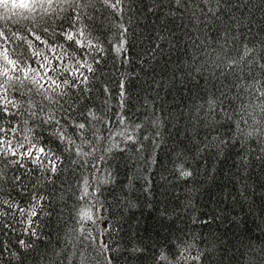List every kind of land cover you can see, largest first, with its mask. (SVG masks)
I'll return each instance as SVG.
<instances>
[{
	"label": "trees",
	"instance_id": "16d2710c",
	"mask_svg": "<svg viewBox=\"0 0 264 264\" xmlns=\"http://www.w3.org/2000/svg\"><path fill=\"white\" fill-rule=\"evenodd\" d=\"M6 3L16 7L25 0H0V8ZM150 4L152 0H128L123 16L105 8L101 0H92L93 6L83 9L95 18L94 35L106 49L118 24L130 29L132 63L122 67L119 58L106 54L97 83L132 74L128 114L142 125L136 135L143 146L139 141L125 143L122 136L110 137L101 124L102 139L96 150L84 145V151L92 155L78 158L75 149L65 152L64 171L48 208L53 214L38 221L42 238L35 242V251L24 253L17 244L18 239H28L22 235L26 218L3 208L0 244L20 251V264H82L84 257V264H97V250L104 244L111 250L109 264H163L160 253L175 259L178 244L187 249L186 264H264V162L259 159L264 138V92L259 90L264 85L260 70L264 64V5L261 0H251L247 7L225 0L217 16H205L198 10L193 14L190 9L173 17L148 13ZM209 6L215 9V0ZM14 19L10 16L9 23ZM2 23L4 12L0 10ZM40 34L46 40L54 39L42 30ZM161 35L166 37L160 42L163 54L150 59L148 49ZM232 62L235 65L229 68ZM238 76L244 78L237 81ZM239 84L257 86L241 91ZM210 98L218 101L211 116ZM225 112L240 113L242 118L237 119L244 134H252L246 146L250 167L240 166V142L231 139L236 134L235 121H227ZM36 132L49 139L42 129L37 127ZM145 135L152 139L144 140ZM218 137L228 141L222 154L217 155L214 146L197 152L208 142L214 145ZM88 138L94 139L90 134ZM153 141L158 145L155 148ZM74 159L79 163L72 164ZM180 163L194 171L193 178L176 177L174 165ZM0 169L7 172L8 181L0 190V199L11 198L27 208L36 174L9 170L3 163ZM14 176H21L23 183L14 187ZM85 179L91 184L88 191L96 190V199L88 201L95 205L96 223L84 222L92 232L88 239L77 222L79 209L85 207L79 199ZM201 253L198 262L194 257ZM0 264H10L7 252Z\"/></svg>",
	"mask_w": 264,
	"mask_h": 264
},
{
	"label": "snow or ice",
	"instance_id": "6c2138e0",
	"mask_svg": "<svg viewBox=\"0 0 264 264\" xmlns=\"http://www.w3.org/2000/svg\"><path fill=\"white\" fill-rule=\"evenodd\" d=\"M101 2L105 8L121 16L128 11V0ZM215 2L217 7L213 9L209 6L211 0H152L147 12L175 17L191 9L193 14L198 10L205 16L209 14L217 16L219 6L225 3V0ZM236 3L247 7L251 0H236ZM201 4L207 8V12L200 6ZM261 4L264 5V0H261ZM92 6V0H25V3L16 7L6 3L0 8L4 12V23L0 24V163L9 170L24 169L29 175L36 174L32 190L28 193L30 197L28 207L19 205L11 198L0 199L2 205L0 216L6 214L3 211V208H6L9 212L19 213L22 218H26L22 235L28 239L17 240L19 250L24 253L35 251V242L42 238L40 233L42 225L38 221L42 216L53 214L48 208L55 197L56 181L64 171L61 165L65 163V152L71 153L72 149H75L78 158L92 155L91 152L84 151V145L96 150L97 142L102 139L99 127L101 124L110 133V137L122 136L125 143L139 141L136 131L141 129L142 125L128 114L131 100L129 83L132 74L121 75L115 80L104 79L102 83H97L99 79L97 74L102 71L99 65L105 63L106 54L119 58L122 67L132 63L129 55L130 29L126 24H118L117 32L108 42L109 47L106 49L94 35L95 18L83 11ZM165 8L167 12L164 11ZM70 10L72 15L68 14ZM10 16L17 19L9 23ZM57 20L60 23H56ZM41 30L54 39H44L40 34ZM224 38L227 41L229 34L226 33ZM165 39V36H159L158 42L148 49L150 59L163 54L160 42ZM231 39L235 41L236 37L232 36ZM247 53L248 50L245 49V54ZM234 65L235 62H232L228 67L233 68ZM260 70L264 75V64L260 65ZM233 75H236L235 71ZM242 78L244 77L238 76L237 81ZM256 86L238 85L241 91ZM117 88L118 92L115 91ZM259 90L264 92V85L260 86ZM221 95L226 97L227 94L221 92ZM207 104L208 114L211 116L215 113L218 101L216 98H210ZM219 106H223L222 101L219 102ZM261 110L264 111V105L261 106ZM237 117H241V114L224 113L227 121H235L236 134L231 139L233 143L240 142L243 152L240 166L247 168L251 166V154L246 146L252 134H244ZM153 125H156V121H153ZM37 127L47 132L48 140L37 134ZM118 128L122 130L117 131ZM89 134L94 139H89ZM74 137L79 138L80 143H77ZM143 139L152 138L145 135ZM53 141L55 146H52ZM139 142L143 146V142ZM227 143L224 138L218 137L214 145L208 142L204 147L197 148V152L205 153L214 146L217 148V155H220L222 147L227 146ZM261 144L259 159L264 162V138H261ZM156 146L158 145L153 141V148ZM140 150L142 148L138 149ZM78 163V159L72 160V164ZM151 163H155V160ZM92 166L98 168L96 163ZM174 174L180 180H188L195 175L194 171L186 168L183 163L174 165ZM6 182L7 172L0 169V190ZM11 183L14 187L21 185L23 178L14 176ZM96 183L102 181L97 180ZM89 187L91 184L85 179L84 188L79 196V199L85 202V207L79 209L77 221L80 232L86 239L91 237L92 232L84 227V222L96 223L92 212L95 205H88L90 199H96V190L89 192ZM177 247L179 251L175 259L162 251L159 261L163 264H186L188 259L186 247L179 244ZM109 251L111 250L106 244L99 246L97 264H103V261L109 264L110 260L107 257ZM5 252L10 257V264L12 261L20 264L22 260L20 251L0 244V257H3ZM201 256L202 253L194 259L199 262ZM261 256L264 259V252H261ZM86 260L87 257H84L82 264Z\"/></svg>",
	"mask_w": 264,
	"mask_h": 264
}]
</instances>
